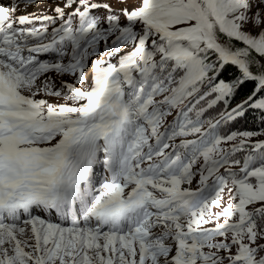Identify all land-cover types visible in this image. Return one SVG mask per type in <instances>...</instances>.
I'll use <instances>...</instances> for the list:
<instances>
[{"label": "snow or ice", "instance_id": "snow-or-ice-1", "mask_svg": "<svg viewBox=\"0 0 264 264\" xmlns=\"http://www.w3.org/2000/svg\"><path fill=\"white\" fill-rule=\"evenodd\" d=\"M116 3L0 0V264H264V0Z\"/></svg>", "mask_w": 264, "mask_h": 264}, {"label": "trees", "instance_id": "trees-1", "mask_svg": "<svg viewBox=\"0 0 264 264\" xmlns=\"http://www.w3.org/2000/svg\"><path fill=\"white\" fill-rule=\"evenodd\" d=\"M238 46H242V45L238 44ZM238 75H239V72L234 66H228L227 71H225L222 74V78H224L225 80H230V79L235 78ZM252 87H253L252 83H247L245 86H242L241 89L238 91L236 97L232 100L229 108L235 107V105L238 104L242 99L246 98V96L250 94ZM209 110H211L212 115L214 117H220L219 113L224 110V106L222 104H218L215 108L208 109V111ZM207 112L205 114H207ZM225 125L230 126V128L233 125H237L245 129H255L256 130V129H260L264 127V122L260 120L258 113H255L252 110H249L245 114L244 117H238L236 121H230L227 124H222L221 126H225Z\"/></svg>", "mask_w": 264, "mask_h": 264}, {"label": "rangeland", "instance_id": "rangeland-1", "mask_svg": "<svg viewBox=\"0 0 264 264\" xmlns=\"http://www.w3.org/2000/svg\"><path fill=\"white\" fill-rule=\"evenodd\" d=\"M99 2L109 3V4H111L113 6V8H115L117 10L120 9V8L125 7L124 4L116 3V0H99ZM54 4H55V0H38V4L36 6H29L28 8L39 7V8L44 9L43 10V13L44 12H48V14H52L51 11H50V9H51V7L54 6ZM27 13H30V12H27ZM37 26H39V24H37ZM248 28L253 33H256V32L259 31V29L253 28L252 25H248ZM261 62L264 63V58H261ZM157 99H161V97H157ZM51 102H53V103H64L63 100H58L57 101L55 99H53ZM208 112H210V113H208ZM208 112H207V114H205V118L213 119V121H215L217 119H220V117H214L212 115L211 110H209ZM174 116H175V110L173 111V114L172 115H170V116H168L166 118V120H165V126H167L168 123L172 122ZM205 127H207V126H205ZM262 128H264V127H262ZM262 128L256 129V130L255 129H245V128H242L241 126H237V125H233L230 128V126L225 125V126H221V133L223 134V133H227V132H230V131H245V130H247V131H260ZM188 138L189 139H193L194 137H188ZM252 139H253V141H255V140H264V135L257 136V137H253ZM225 147H227V145H225ZM238 155H241V154H238ZM234 170H238V169H234ZM221 171H223V169ZM196 184H197V180L194 179L192 187L195 188L196 187Z\"/></svg>", "mask_w": 264, "mask_h": 264}, {"label": "bare ground", "instance_id": "bare-ground-1", "mask_svg": "<svg viewBox=\"0 0 264 264\" xmlns=\"http://www.w3.org/2000/svg\"><path fill=\"white\" fill-rule=\"evenodd\" d=\"M43 10L44 9L39 8V7H33V8H28L27 7L26 9L22 8L20 11H18V15L19 14H27V12H30V13H32V12L43 13Z\"/></svg>", "mask_w": 264, "mask_h": 264}]
</instances>
